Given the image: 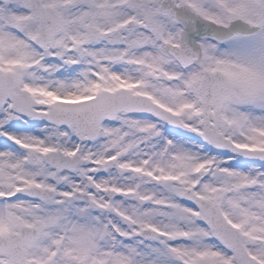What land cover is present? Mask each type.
Returning a JSON list of instances; mask_svg holds the SVG:
<instances>
[{"label": "snow or ice", "instance_id": "obj_1", "mask_svg": "<svg viewBox=\"0 0 264 264\" xmlns=\"http://www.w3.org/2000/svg\"><path fill=\"white\" fill-rule=\"evenodd\" d=\"M0 264H264V0H0Z\"/></svg>", "mask_w": 264, "mask_h": 264}]
</instances>
